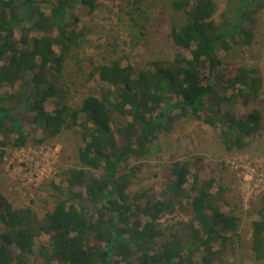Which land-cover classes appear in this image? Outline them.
I'll use <instances>...</instances> for the list:
<instances>
[{
    "label": "trees",
    "instance_id": "1",
    "mask_svg": "<svg viewBox=\"0 0 264 264\" xmlns=\"http://www.w3.org/2000/svg\"><path fill=\"white\" fill-rule=\"evenodd\" d=\"M97 5L0 0V157L37 135L42 144L69 131L81 142V167L63 173L43 213L14 208L0 191V264H227L239 247L241 220L233 209L220 210L226 199L221 185L214 190L216 177L200 179L202 157L171 162L158 192L131 193L140 171L131 161L145 160L181 121L217 130L226 152L260 135V110L238 116L236 107L256 102L263 80L257 68L231 56L252 44L264 0H230L218 19L216 0H173L181 22L172 24L170 38L180 52L138 72L120 59L107 61L95 71L109 89L72 107L60 79L68 53L84 37L77 11ZM15 86V94L1 93ZM178 210L188 222L164 227L162 220ZM249 211L257 218L248 250L252 264H264V194Z\"/></svg>",
    "mask_w": 264,
    "mask_h": 264
},
{
    "label": "rangeland",
    "instance_id": "2",
    "mask_svg": "<svg viewBox=\"0 0 264 264\" xmlns=\"http://www.w3.org/2000/svg\"><path fill=\"white\" fill-rule=\"evenodd\" d=\"M172 1L98 0L94 11L78 9V26L84 30V37L80 46L68 53L60 79L72 107L88 95L99 97L109 89L95 71L107 61L120 59L122 66L131 65L138 72L151 61L172 59L180 52L170 38L172 24L181 22L173 13ZM216 1L220 6L215 17L218 19L219 14L228 10L230 0ZM253 34L252 44L235 50L231 58L257 68L263 80L258 100L248 107H236L238 116L252 107L260 110L262 130L255 141L240 151L226 152L217 130L197 121H181L171 134L160 136L152 144L145 160L131 161L140 166L131 193L149 188L158 192L168 180L166 168L171 162L202 157L200 179L205 181L215 176L219 183L214 185V190L221 185L225 191L226 204H219L220 210L227 213L233 209L241 220L239 247L237 253L226 259L227 264H252L248 250L250 224L257 217L249 210L264 194V6L256 17ZM55 51L59 52L57 46ZM16 91L17 86L5 87L1 93L11 95ZM53 109L54 103L48 102L46 111ZM40 138V135L35 139L30 137L24 148L6 147L0 157L1 193L14 208L27 207L35 213H43L50 206L54 186H62L63 173L81 167L77 159L81 142L76 134L64 131L57 138L38 144L36 140ZM180 220L188 222L185 211L178 210L162 222L165 227ZM46 240L45 236L37 239Z\"/></svg>",
    "mask_w": 264,
    "mask_h": 264
}]
</instances>
